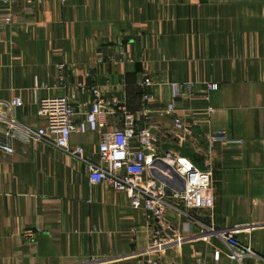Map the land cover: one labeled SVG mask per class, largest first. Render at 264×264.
<instances>
[{"label": "crops", "instance_id": "crops-1", "mask_svg": "<svg viewBox=\"0 0 264 264\" xmlns=\"http://www.w3.org/2000/svg\"><path fill=\"white\" fill-rule=\"evenodd\" d=\"M144 77L152 80L148 101ZM35 81L37 97L70 98L75 122L91 106L90 87L130 110H151L159 151L212 171V206L189 217L168 210L167 219L188 222L190 234L234 227L251 253L231 259L233 248L212 234L152 251L158 225L126 194L90 183L86 165L45 141L7 139L0 123V264H139L149 255L160 264H264V0H41L0 31V102L20 96L9 114L28 128L43 123ZM171 82L192 86L180 90L173 114L160 116L154 110L171 99ZM112 111L106 131L121 125ZM175 117L189 129L181 145ZM217 132L226 142L209 143ZM99 141L94 131L69 138L92 160Z\"/></svg>", "mask_w": 264, "mask_h": 264}, {"label": "built area", "instance_id": "built-area-1", "mask_svg": "<svg viewBox=\"0 0 264 264\" xmlns=\"http://www.w3.org/2000/svg\"><path fill=\"white\" fill-rule=\"evenodd\" d=\"M16 1L18 0H0V31L9 25L22 22L25 15L33 12L41 0H19L22 2L19 12L14 10ZM58 67L62 68L63 64H58ZM151 84L150 77H144L140 82L144 101L151 98L148 91ZM37 86L35 81L33 103L36 106V114L43 121L37 128L22 126L15 121L12 113L9 114L13 108L23 105L20 96H12L0 102V123L4 125L2 133L7 139L45 141L86 165L90 183H106L112 189L126 194L131 207L142 209L145 217L154 219L158 225L152 239L154 252H160L166 246L177 247L185 240L205 239L212 234L222 237L233 248L231 259H238L245 252L251 253L248 246L235 238L237 229L234 227L220 229L204 227L200 232L190 234L188 222L178 226L167 219L168 210L179 217H189L187 213L189 210L212 206V171L208 166L198 168L189 158L176 151H159L156 146L158 140L148 123L151 110L147 107L139 111L130 110L117 98H107L98 88L90 87L93 95L91 106L85 112L83 120L75 122V110L69 97L64 95L37 97L35 90ZM191 86L190 82H171L169 84L171 99L154 112L160 116L173 114L174 100L180 94V90H189ZM208 88L216 89V83L209 84ZM111 109L120 113L121 125L106 131L104 116L110 113ZM140 117L144 118L142 123ZM174 124L179 131L176 135L177 142L181 145L189 129L178 117L174 118ZM87 131L99 134L97 160L87 158L80 146H71L69 143L71 133ZM226 140L223 132L208 137L209 143ZM2 147L11 151L10 145ZM39 231L40 229L36 228L30 234ZM184 231L189 234L185 235ZM218 257L219 251H215L214 259L217 260ZM159 258L158 255H149L139 264H160ZM92 263L91 260L88 262Z\"/></svg>", "mask_w": 264, "mask_h": 264}, {"label": "water", "instance_id": "water-1", "mask_svg": "<svg viewBox=\"0 0 264 264\" xmlns=\"http://www.w3.org/2000/svg\"><path fill=\"white\" fill-rule=\"evenodd\" d=\"M151 132L153 133V131L151 130ZM157 142V141H156Z\"/></svg>", "mask_w": 264, "mask_h": 264}]
</instances>
